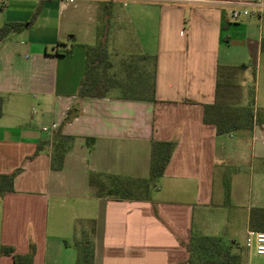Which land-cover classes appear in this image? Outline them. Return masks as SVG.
Wrapping results in <instances>:
<instances>
[{"label":"crops","instance_id":"1","mask_svg":"<svg viewBox=\"0 0 264 264\" xmlns=\"http://www.w3.org/2000/svg\"><path fill=\"white\" fill-rule=\"evenodd\" d=\"M3 1L0 28L36 16L0 40V175L14 174L0 193V264H14L2 247L30 245L32 264H75L83 239L92 264H185L192 236L249 230L264 209V16L230 13L264 4ZM88 66L100 97L80 95ZM218 68H242L233 84L240 106L252 97V129L218 135L203 122ZM57 131L73 140L55 171ZM152 141L175 147L146 198L98 194L111 179L148 180Z\"/></svg>","mask_w":264,"mask_h":264},{"label":"trees","instance_id":"2","mask_svg":"<svg viewBox=\"0 0 264 264\" xmlns=\"http://www.w3.org/2000/svg\"><path fill=\"white\" fill-rule=\"evenodd\" d=\"M35 14L23 24L6 23L0 28V40L9 33L20 32L28 29L35 19ZM242 70V68L238 69ZM229 68H218L216 83V98L212 105L204 106L203 122L214 125L216 133H230L240 129L250 130L254 125V118L251 109L252 97L245 106L231 105L226 102V94L230 90H238L231 79L235 78L237 71ZM94 67L86 69L81 96L100 97L106 90L105 81L98 79ZM148 92V86H146ZM90 91V92H89ZM252 94V92H251ZM72 138L62 135L57 131L53 135L51 168L58 171L62 167L64 155L69 149ZM173 141L157 142L152 141L150 147L149 179L144 181H127L121 184L115 179H111V185L107 188L100 187L98 194L120 196L122 199L146 198L149 191L154 188L155 182L163 175L174 150ZM40 151V146L36 154ZM14 174L0 175V193L12 191V180ZM249 230L264 233V209H253L250 211L248 220ZM75 246L78 249V256L75 264H92L93 250L90 242L83 239ZM188 259L185 264H245L243 257L239 253H232L230 245L221 238L194 235L186 244ZM1 253L11 256L14 264H32L34 255L33 245L29 246L26 255L15 254L12 248L2 247Z\"/></svg>","mask_w":264,"mask_h":264},{"label":"rangeland","instance_id":"3","mask_svg":"<svg viewBox=\"0 0 264 264\" xmlns=\"http://www.w3.org/2000/svg\"><path fill=\"white\" fill-rule=\"evenodd\" d=\"M110 24L112 25L113 22H110ZM231 50L236 51L237 48L232 47ZM247 77L252 79L253 75H251L249 72ZM239 78L240 77H238L236 75L235 78L231 79L232 83L238 82ZM226 102L228 104H231V105L238 102L237 103V106H238L240 104L238 91L230 90L229 92H227ZM252 201H253V199H250V200L243 202L242 204H244L243 205L244 207L238 209V210H240V213L243 212L246 208H248V206H250ZM253 209L254 208H252L251 210H253ZM235 232L234 233L231 232V229L230 230L224 229L221 233H219V236H221V237H215V236H209V237L221 238L224 242L227 243V245L228 244L230 245L231 252L232 253H239L243 257L244 262L247 264H264V256L256 255L252 250H245L244 251V249L241 248L243 245V242H244L245 234H246L245 228H240L239 231H235ZM198 236H206V235H198Z\"/></svg>","mask_w":264,"mask_h":264},{"label":"built area","instance_id":"4","mask_svg":"<svg viewBox=\"0 0 264 264\" xmlns=\"http://www.w3.org/2000/svg\"><path fill=\"white\" fill-rule=\"evenodd\" d=\"M72 2V0H69ZM264 0H256L254 2L255 6H263ZM5 3L3 0H0V8H3ZM231 19L234 21H238L243 17L249 16H264V12L255 9L253 11H249L247 9L234 10L230 13ZM48 129L42 128V131H47ZM245 250H252L256 255L264 256V233L263 232H255L252 230H248L245 234L244 242L242 247Z\"/></svg>","mask_w":264,"mask_h":264}]
</instances>
